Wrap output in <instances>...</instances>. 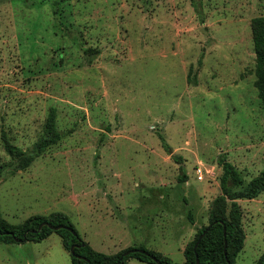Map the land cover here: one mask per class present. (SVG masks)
<instances>
[{"label":"rangeland","instance_id":"obj_1","mask_svg":"<svg viewBox=\"0 0 264 264\" xmlns=\"http://www.w3.org/2000/svg\"><path fill=\"white\" fill-rule=\"evenodd\" d=\"M259 15L264 0H0V167L4 140L31 147L50 107L64 133L27 169L0 168L2 216L61 212L97 251L141 245L183 263L220 193L219 159L244 185L264 168ZM236 201L245 240L235 264H254L264 192ZM0 264L71 259L52 233L0 243Z\"/></svg>","mask_w":264,"mask_h":264},{"label":"trees","instance_id":"obj_2","mask_svg":"<svg viewBox=\"0 0 264 264\" xmlns=\"http://www.w3.org/2000/svg\"><path fill=\"white\" fill-rule=\"evenodd\" d=\"M250 28L255 54L253 84L264 114V15L253 17L250 21ZM63 135L64 133L57 127L56 109L50 107L43 123L42 132L31 147L24 149L4 140L3 148L10 157V161L2 166L6 169V175H13L20 170L27 169L35 157L43 155L47 149L56 145ZM164 145L171 153L170 147ZM219 164L222 167L219 178L220 193L211 201L208 224L198 228L193 239L186 243L183 249V263L173 262L168 256L148 250L141 245L129 246L115 253L97 251L81 238L69 217L61 212L32 215L19 224H12L2 216L0 211V243L38 242L52 233H57L61 237L63 247L69 253L70 247L75 245L74 255L70 253L71 264H116V262L127 264V260L130 258L157 264L151 256L157 258L161 264H195L196 258L198 264H235V259L245 240L241 209L236 200L253 199L264 192V168L244 185L241 172L224 156L219 159ZM1 172L0 170V174ZM186 177L184 172L178 179L183 182ZM43 222L52 226H61V228L54 230L44 225L37 229ZM206 228L207 231L194 249L198 236ZM31 230L36 231L31 232ZM24 235L25 240H22ZM139 249L143 251H139ZM76 255L82 256V258ZM254 264H264V251Z\"/></svg>","mask_w":264,"mask_h":264},{"label":"water","instance_id":"obj_3","mask_svg":"<svg viewBox=\"0 0 264 264\" xmlns=\"http://www.w3.org/2000/svg\"><path fill=\"white\" fill-rule=\"evenodd\" d=\"M44 225H47L48 227H50L51 229H54V230H57V229H59V228H61V226H52V225H50V224H47V223H45V222H43V223H41L39 226H38V228L37 229H40L42 226H44ZM71 230V229H70ZM36 230H31V232H35ZM207 231V228L198 236V239H197V241H196V243H195V245H194V249L197 247V245H198V243H199V241H200V239L202 238V236L204 235V233ZM224 234H225V228H224ZM17 241H20L19 239H16ZM22 240H25V235H24V237H23V239ZM226 243V242H225ZM74 247H75V245H72L71 247H70V253L71 254H73L74 255ZM129 251H134V250H129ZM139 251H143V250H141V249H139ZM77 257H81L82 258V256H79V255H76ZM151 258H152V260L154 261V262H156L157 264H161L160 263V261L157 259V258H155L154 256H151ZM116 264H118V262H116ZM195 264H198V259L196 258V263Z\"/></svg>","mask_w":264,"mask_h":264}]
</instances>
